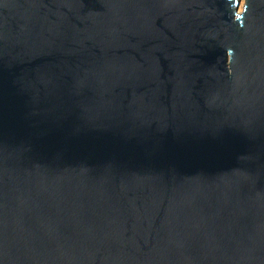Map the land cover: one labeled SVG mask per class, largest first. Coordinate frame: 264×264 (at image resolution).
I'll list each match as a JSON object with an SVG mask.
<instances>
[{"label": "water", "instance_id": "water-1", "mask_svg": "<svg viewBox=\"0 0 264 264\" xmlns=\"http://www.w3.org/2000/svg\"><path fill=\"white\" fill-rule=\"evenodd\" d=\"M0 0V264H264V0Z\"/></svg>", "mask_w": 264, "mask_h": 264}, {"label": "rangeland", "instance_id": "rangeland-1", "mask_svg": "<svg viewBox=\"0 0 264 264\" xmlns=\"http://www.w3.org/2000/svg\"><path fill=\"white\" fill-rule=\"evenodd\" d=\"M241 1V4H240V10H241V6H242V4H243V0H240Z\"/></svg>", "mask_w": 264, "mask_h": 264}]
</instances>
